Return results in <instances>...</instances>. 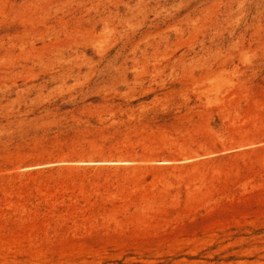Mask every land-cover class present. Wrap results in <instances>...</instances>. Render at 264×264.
<instances>
[{
	"label": "rangeland",
	"instance_id": "1",
	"mask_svg": "<svg viewBox=\"0 0 264 264\" xmlns=\"http://www.w3.org/2000/svg\"><path fill=\"white\" fill-rule=\"evenodd\" d=\"M0 264H264V0H0Z\"/></svg>",
	"mask_w": 264,
	"mask_h": 264
}]
</instances>
